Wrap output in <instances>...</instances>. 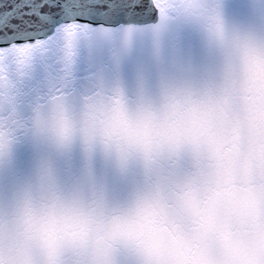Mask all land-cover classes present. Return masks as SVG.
I'll return each instance as SVG.
<instances>
[{
    "label": "snow or ice",
    "instance_id": "1",
    "mask_svg": "<svg viewBox=\"0 0 264 264\" xmlns=\"http://www.w3.org/2000/svg\"><path fill=\"white\" fill-rule=\"evenodd\" d=\"M0 264H264V0H0Z\"/></svg>",
    "mask_w": 264,
    "mask_h": 264
}]
</instances>
